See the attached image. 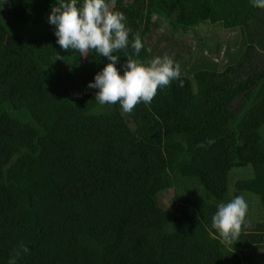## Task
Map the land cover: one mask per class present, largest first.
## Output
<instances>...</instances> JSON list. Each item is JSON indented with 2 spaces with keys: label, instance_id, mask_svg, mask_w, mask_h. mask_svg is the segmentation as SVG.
I'll return each mask as SVG.
<instances>
[{
  "label": "trees",
  "instance_id": "trees-1",
  "mask_svg": "<svg viewBox=\"0 0 264 264\" xmlns=\"http://www.w3.org/2000/svg\"><path fill=\"white\" fill-rule=\"evenodd\" d=\"M107 2L126 15L130 42L139 34L145 44L138 57L131 46L115 53L122 63L150 61L155 17L178 34L209 23L242 37L220 43L223 70L185 66L125 115L87 87L107 58L56 43L47 22L56 0L0 3V264L17 251V264H264V9L251 0ZM11 20L36 30L15 33ZM249 166L253 177L231 180ZM173 188L168 209L160 194ZM248 194L262 209L255 223ZM241 195L245 223L225 241L211 218Z\"/></svg>",
  "mask_w": 264,
  "mask_h": 264
},
{
  "label": "clouds",
  "instance_id": "clouds-1",
  "mask_svg": "<svg viewBox=\"0 0 264 264\" xmlns=\"http://www.w3.org/2000/svg\"><path fill=\"white\" fill-rule=\"evenodd\" d=\"M8 0H0L7 3ZM252 6L264 9V0H251ZM47 22L53 26L56 43L62 50L73 49L86 56L93 50L108 63L96 73L94 80L87 87L94 89L95 100L100 105L119 103L123 114H131L134 108L143 103L150 105L157 95L173 81H179L180 66L168 57L156 56L147 63L139 59H127L121 62V56L115 53L131 46L138 57L145 47L139 34L129 36L131 29L127 27V17L123 12L112 11L107 0H56L51 7ZM119 65V67H117ZM183 87V83L180 82ZM214 143L208 140L207 145ZM201 142L198 147H206ZM248 211L244 196H236L228 203H220L211 218V229L225 241L236 240ZM23 252L29 249L21 246ZM10 257L8 264H17L16 257Z\"/></svg>",
  "mask_w": 264,
  "mask_h": 264
},
{
  "label": "rangeland",
  "instance_id": "rangeland-1",
  "mask_svg": "<svg viewBox=\"0 0 264 264\" xmlns=\"http://www.w3.org/2000/svg\"><path fill=\"white\" fill-rule=\"evenodd\" d=\"M3 8L5 11H8V8L4 7V5ZM8 16H11L10 13H8ZM155 18L156 20L154 23H158V26H153L154 30L145 36L148 48L154 54L149 57V59L151 60L156 56H168L174 61V63H179L180 71L185 74L187 73L185 71V66H190L192 68H195V66L201 67L208 62L211 66L213 65V61H217L220 69L223 70L228 60V56L225 55L226 48L223 50V45L226 47H236V45H234L236 39L240 40L242 37L240 30L228 31L223 26L212 25L209 23L199 26L196 32H190V30L189 33L178 34V32H173L171 30L169 22L158 17ZM8 28L15 33L26 36L36 30L35 27H23V25L21 27L20 24L14 20L8 22ZM260 37L264 38V30L262 31ZM223 42L225 43L222 45V48L219 49L220 43L222 44ZM257 51L260 63L264 65V44L258 45ZM205 53L213 55V58L210 60L208 58H204L203 55ZM192 74L190 73V76H193ZM261 133L264 136V128ZM232 172L231 180L234 177V182L242 177H253L254 173L252 166L246 168L235 167ZM235 176H237V178ZM248 196L247 200L249 203L250 217H260L262 209L261 205H259L258 197L253 194H248ZM160 199L164 202V205L168 209L171 208L173 202L177 200L175 189L173 188L164 191L160 194ZM255 222L256 220L254 223Z\"/></svg>",
  "mask_w": 264,
  "mask_h": 264
},
{
  "label": "flooded vegetation",
  "instance_id": "flooded-vegetation-1",
  "mask_svg": "<svg viewBox=\"0 0 264 264\" xmlns=\"http://www.w3.org/2000/svg\"><path fill=\"white\" fill-rule=\"evenodd\" d=\"M164 20V19H163ZM158 24V23H157Z\"/></svg>",
  "mask_w": 264,
  "mask_h": 264
}]
</instances>
